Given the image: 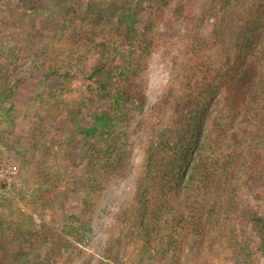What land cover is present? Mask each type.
I'll list each match as a JSON object with an SVG mask.
<instances>
[{"label":"trees","instance_id":"obj_1","mask_svg":"<svg viewBox=\"0 0 264 264\" xmlns=\"http://www.w3.org/2000/svg\"><path fill=\"white\" fill-rule=\"evenodd\" d=\"M133 1L65 0L70 15L78 19L59 23L56 56L47 53L35 75L44 82L53 75L65 82L78 77L83 84L79 89L68 86L66 92L80 94L78 103H71V114L86 110L91 115L81 128L88 145L83 162L91 181L84 193L85 210L49 233L25 229L22 221L0 213V264H111L115 247L122 243L121 238H110L101 252L98 244L89 243L99 205L97 189L103 177H119L125 169L130 128L144 104L158 17L172 8L168 30L182 32L179 22L187 6L185 0H138L157 8L142 24L131 10ZM212 3V9H227L225 0ZM249 11L252 18L235 58L223 69L203 58L219 32L206 37L194 29L195 58L178 80L175 111L171 116L158 113L148 136L136 203L121 217L123 234L135 226L132 264L140 254L152 258L155 252L163 260L157 264H184V249L193 237L201 239L204 249L209 244L213 256L219 246L228 247L232 264H257L256 254L264 256V207L257 209L243 195L247 191L264 202V2ZM112 12L121 14L115 19ZM94 54L91 74L82 77L73 65L86 66ZM59 60L67 66L64 74ZM65 89L51 95L55 104L62 103ZM12 94L6 87L1 102L7 103ZM99 98L105 99L103 109L96 105ZM70 136L73 144L77 135Z\"/></svg>","mask_w":264,"mask_h":264},{"label":"rangeland","instance_id":"obj_2","mask_svg":"<svg viewBox=\"0 0 264 264\" xmlns=\"http://www.w3.org/2000/svg\"><path fill=\"white\" fill-rule=\"evenodd\" d=\"M137 1H133L131 10L144 24L156 15L157 8L148 1L143 4ZM185 1L186 15L179 22L182 32L168 30L174 18L172 8L158 17L157 38L146 71L144 104L130 128L125 169L119 177H103L97 189L99 205L89 243L98 244L101 252L110 238L115 241L121 238L111 264H132L135 226L123 234L121 217L136 203L148 136L158 113L163 111L171 116L175 111L178 80L185 77L195 58L194 29L206 37L219 32L215 44L203 52V58L211 66L223 69L235 58L242 31L252 18L250 8L264 2L225 0L227 9L223 10L217 6L212 9L213 0ZM175 5L173 2L172 6ZM70 13L65 0H0V94L6 87L13 90L7 103L0 100V213L22 221L25 229L34 232H53L63 227L68 216L83 214L84 193L91 182L83 162L88 145L81 133L91 115L86 110L71 114V103H78L80 94L66 92L68 86L79 89L83 84L79 85L78 77L65 82L63 77L53 75L44 82L35 75L47 53L56 56L53 45L57 44V36H61L59 23L65 21L68 25L74 17L78 19V15ZM120 14L112 12L115 19ZM96 58L94 54L86 66L73 67L87 77ZM60 60L64 74L68 69ZM63 86L64 98L57 105L51 95ZM96 105L103 109L105 99L99 98ZM210 108L213 112V107ZM72 134L77 135L73 144L69 141ZM243 195L257 209L264 207V202L254 199L249 192ZM206 246L207 250L200 238L189 239L183 253L184 264H232L228 247L219 246V254L213 256L209 244ZM153 254L152 258L140 254L137 264L163 261L157 252ZM255 261L264 264V256L256 254Z\"/></svg>","mask_w":264,"mask_h":264}]
</instances>
